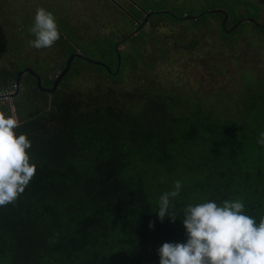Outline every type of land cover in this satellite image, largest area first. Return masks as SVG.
<instances>
[{
	"label": "trees",
	"instance_id": "obj_1",
	"mask_svg": "<svg viewBox=\"0 0 264 264\" xmlns=\"http://www.w3.org/2000/svg\"><path fill=\"white\" fill-rule=\"evenodd\" d=\"M146 1L138 10L148 14L137 27L162 15L187 31L201 18H195L199 12L184 17L181 6L167 10L165 0L151 2L165 10H155ZM216 2H211L213 7H218ZM207 13L212 12L204 6L202 14ZM25 32L28 42L35 38L30 29ZM5 36L0 34V43L7 41ZM12 48L28 59L0 68V91L19 80L25 60L36 61L24 42ZM119 58L117 54L116 68L109 73L116 80L125 75L123 56ZM52 62L29 66L42 75V86L48 89L60 77ZM71 72L72 66L51 94L37 88L38 107L26 110L22 101L31 95L24 91L33 85L28 74L14 103L0 105L6 116L14 110L19 115L15 131L30 139V162L36 165L24 193L0 207V264H159L163 243L187 240L182 210L188 203L239 199L257 223L264 218V146L257 144L264 132V90L257 94L258 102L257 95L242 98V104L253 107L240 118L241 124L231 122L233 118L222 123L204 109L201 98L192 96L197 98L193 101L151 83L145 90L133 84L130 88L136 89L117 94L111 87L95 88L87 97L79 90L67 92L76 77ZM176 180L182 183L173 201L179 214L174 222L168 216L161 222L156 213L159 197Z\"/></svg>",
	"mask_w": 264,
	"mask_h": 264
},
{
	"label": "rangeland",
	"instance_id": "obj_2",
	"mask_svg": "<svg viewBox=\"0 0 264 264\" xmlns=\"http://www.w3.org/2000/svg\"><path fill=\"white\" fill-rule=\"evenodd\" d=\"M144 1L0 0V34L2 37L6 35L7 40L0 43V68L20 59L12 47L16 42L28 45L30 35L25 29H30L29 24H33L36 9L43 7L61 22L57 21L60 39L51 48L29 47L36 63L38 58L43 63L57 58L60 63L71 49L90 59L73 57V65L71 63L65 76L72 66L71 74L76 77L65 91L79 90L83 97H87L95 88L111 87L117 94L116 91L136 89L130 88L133 84L139 90L142 85L145 90L151 83L160 91L170 89L177 95L187 94L193 101L197 99L194 97L201 98L204 109L211 111L220 122L233 118L231 122L241 124L240 118L253 107L242 104V98H252L264 90V0H165L167 10L170 5L185 8L184 17L195 12L202 14L204 6L208 11L223 9L228 18L225 26L232 28L231 32L225 33L222 13H198L195 18H201L197 26L190 25L187 31L184 25L162 15H154L145 27H137V22L143 24V17L148 14L138 10ZM152 1L146 2L157 8L155 10H165L161 3L151 4ZM211 2H216L218 7H213ZM258 24L262 26L258 27ZM121 34L126 36L113 43ZM117 54L118 60L122 55L125 63V75L118 80L109 74L113 72L112 68H116ZM29 66L27 64L28 71ZM95 68L100 72H93ZM24 91L31 94L22 100L26 110L42 104L35 98L39 91L35 84ZM16 117L19 119L18 114Z\"/></svg>",
	"mask_w": 264,
	"mask_h": 264
},
{
	"label": "clouds",
	"instance_id": "obj_3",
	"mask_svg": "<svg viewBox=\"0 0 264 264\" xmlns=\"http://www.w3.org/2000/svg\"><path fill=\"white\" fill-rule=\"evenodd\" d=\"M212 13L224 14L222 28L224 33L231 32L232 28L227 31L224 25L228 20L227 13ZM30 32L35 37L28 42L30 48H51L60 39L56 17L43 7L36 9ZM74 54L80 53H70L66 57L65 69L67 59ZM61 69L58 76L65 71ZM17 82L22 86V81ZM19 127L20 121L14 111L8 116L0 111V207L15 203L36 172L28 151L32 143L26 134L17 135L15 130ZM257 144L264 146V132L259 133ZM181 189V181L176 180L173 189L159 197L156 213L161 222L165 216L175 221L179 213L175 211L173 201ZM182 213L187 240L184 243H163L158 249L159 264H264V218L257 223L255 217L246 214L242 200L226 199L220 204L214 200L188 203ZM153 227L150 222L149 228Z\"/></svg>",
	"mask_w": 264,
	"mask_h": 264
},
{
	"label": "crops",
	"instance_id": "obj_4",
	"mask_svg": "<svg viewBox=\"0 0 264 264\" xmlns=\"http://www.w3.org/2000/svg\"><path fill=\"white\" fill-rule=\"evenodd\" d=\"M30 25V24H29ZM30 28H31V26H30ZM125 34V33H124ZM124 34H121L120 36H118V38H122L123 37V35ZM125 36V35H124ZM79 48V47H78ZM80 48H82L81 46H80ZM77 49V48H76ZM75 50V49H74ZM22 51V50H21ZM70 55V52H68V53H66V57H68ZM66 57L64 58V60H62V62H60V65H59V62H57V61H53L52 63H51V69H53L54 71L53 72H58L61 68H62V65L64 64V62H65V59H66ZM23 58H25V59H27L26 58V56H25V53L22 51V54H21V56H20V59H23ZM19 60V59H18ZM17 60V61H18ZM17 61H16V64L19 66V64L17 63ZM27 64H30V65H36V66H39V67H45L48 63H43L42 61H41V58H38V61H37V63H36V61H33V60H28V61H26L25 60V67H27ZM48 67V66H47ZM57 67H59V70H56L57 69ZM25 69L26 68H21V73H23V72H25ZM35 72H37L36 70H35ZM40 76H42L39 72H37ZM24 74V73H23ZM28 73H26L25 72V78H26V75H27ZM23 76V77H24Z\"/></svg>",
	"mask_w": 264,
	"mask_h": 264
},
{
	"label": "built area",
	"instance_id": "obj_5",
	"mask_svg": "<svg viewBox=\"0 0 264 264\" xmlns=\"http://www.w3.org/2000/svg\"><path fill=\"white\" fill-rule=\"evenodd\" d=\"M23 90V87L19 82H15L10 85L7 89L0 91V105L13 104L15 98Z\"/></svg>",
	"mask_w": 264,
	"mask_h": 264
},
{
	"label": "water",
	"instance_id": "obj_6",
	"mask_svg": "<svg viewBox=\"0 0 264 264\" xmlns=\"http://www.w3.org/2000/svg\"><path fill=\"white\" fill-rule=\"evenodd\" d=\"M216 11H220V12H224L223 10H212L211 12H216ZM75 55H78V56H81L83 57L82 54H74V55H71L68 59H67V63H66V69L65 71L61 74V76L59 78H57L56 80V83L54 84L53 88H43L42 84H41V77L40 75H38L36 72L34 71H31V75H33L34 77L37 78L38 80V86L44 91V92H49V93H53V91L58 87L60 81L62 80V78L65 76V74L67 73V71L69 70V67L72 63V59L73 57H75ZM87 58V57H86ZM94 61V60H93ZM97 62V61H96ZM25 74V73H24ZM23 74V75H24ZM19 81H21V77L19 78Z\"/></svg>",
	"mask_w": 264,
	"mask_h": 264
},
{
	"label": "flooded vegetation",
	"instance_id": "obj_7",
	"mask_svg": "<svg viewBox=\"0 0 264 264\" xmlns=\"http://www.w3.org/2000/svg\"><path fill=\"white\" fill-rule=\"evenodd\" d=\"M223 15V19H224V14H222ZM223 23V22H222ZM224 25H225V23H224ZM262 25H260V27H261ZM226 30L228 31L229 29H227L226 28ZM31 71H34V69L31 67L30 69H29V71H28V69H26L25 70V72H28V76H29V79L32 81L31 83H33V84H35L36 85V88H38V89H40V91H43L39 86L37 87V84H38V80L36 79V80H34V76H32L30 73H31ZM23 75V73H20L19 74V76L21 77ZM25 75V74H24ZM27 76V75H26ZM45 76H47L48 77V79L50 80L52 77H51V74L49 73V72H46L45 73ZM23 79H26L25 78V76L22 78V83H24V80ZM36 82H37V84H36ZM41 84H43V77L41 76ZM44 88V87H43ZM44 92V91H43Z\"/></svg>",
	"mask_w": 264,
	"mask_h": 264
}]
</instances>
